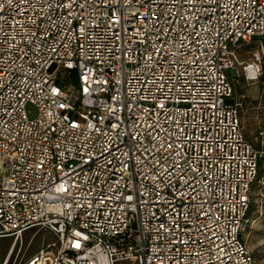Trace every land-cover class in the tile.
I'll list each match as a JSON object with an SVG mask.
<instances>
[{
  "label": "built area",
  "instance_id": "1",
  "mask_svg": "<svg viewBox=\"0 0 264 264\" xmlns=\"http://www.w3.org/2000/svg\"><path fill=\"white\" fill-rule=\"evenodd\" d=\"M261 39L264 0H0V264H255Z\"/></svg>",
  "mask_w": 264,
  "mask_h": 264
},
{
  "label": "rangeland",
  "instance_id": "2",
  "mask_svg": "<svg viewBox=\"0 0 264 264\" xmlns=\"http://www.w3.org/2000/svg\"><path fill=\"white\" fill-rule=\"evenodd\" d=\"M264 45V39H261ZM240 57L250 60L260 52L259 42L253 41L238 49ZM238 73H240V70ZM232 75L233 99L238 104V112L244 135L249 143L264 156V78L246 80L240 73ZM254 184L250 190L252 207L250 217L252 222L245 234L247 244L255 264H264V189H257ZM33 230L24 232L20 252L15 258L16 261H23L36 253L40 246L47 241H53L54 237L44 231H39L31 238ZM11 238H0V262L7 254Z\"/></svg>",
  "mask_w": 264,
  "mask_h": 264
},
{
  "label": "trees",
  "instance_id": "3",
  "mask_svg": "<svg viewBox=\"0 0 264 264\" xmlns=\"http://www.w3.org/2000/svg\"><path fill=\"white\" fill-rule=\"evenodd\" d=\"M76 80V77L74 75V72L72 73H64L61 77H59V81L61 83H68V82H72L74 83ZM257 172H256V177L254 179V183L252 184V186L257 185V189L262 188L264 189V156L262 154L259 155L258 159H257ZM251 186V188H252ZM252 207V200L250 197V202L248 205V209H247V214L248 216H250V210Z\"/></svg>",
  "mask_w": 264,
  "mask_h": 264
},
{
  "label": "water",
  "instance_id": "4",
  "mask_svg": "<svg viewBox=\"0 0 264 264\" xmlns=\"http://www.w3.org/2000/svg\"><path fill=\"white\" fill-rule=\"evenodd\" d=\"M53 67H54V66H52V67L50 68V71L53 69ZM230 73H232V75H235L234 71H231Z\"/></svg>",
  "mask_w": 264,
  "mask_h": 264
}]
</instances>
